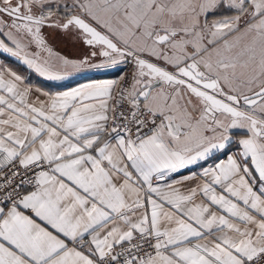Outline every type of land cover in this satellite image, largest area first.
<instances>
[{
    "label": "snow or ice",
    "instance_id": "obj_1",
    "mask_svg": "<svg viewBox=\"0 0 264 264\" xmlns=\"http://www.w3.org/2000/svg\"><path fill=\"white\" fill-rule=\"evenodd\" d=\"M0 264H264V0H0Z\"/></svg>",
    "mask_w": 264,
    "mask_h": 264
},
{
    "label": "crops",
    "instance_id": "obj_2",
    "mask_svg": "<svg viewBox=\"0 0 264 264\" xmlns=\"http://www.w3.org/2000/svg\"><path fill=\"white\" fill-rule=\"evenodd\" d=\"M55 42L52 44L56 51L60 52L61 54L71 57V58H79L82 57L87 53V49L80 43H73L71 40L65 39L62 36L56 35ZM14 68H16L20 72H24L21 68L17 65L12 64ZM117 73L115 71H97V70H86L80 73H76L72 76H69L65 80L61 81H48L44 80L40 77L35 76L36 78L41 79L44 82L51 83L52 86L44 87L37 83H32L34 86H39L44 90L50 92H61L66 91L70 88L77 87L84 83H89L92 81H100V80H107L115 78Z\"/></svg>",
    "mask_w": 264,
    "mask_h": 264
},
{
    "label": "rangeland",
    "instance_id": "obj_3",
    "mask_svg": "<svg viewBox=\"0 0 264 264\" xmlns=\"http://www.w3.org/2000/svg\"><path fill=\"white\" fill-rule=\"evenodd\" d=\"M46 31L49 32V42L51 44H53L55 42L54 40L56 39V34L51 33V31L50 30H47V29H46ZM11 63L14 64V65H16L14 62H11ZM21 69L25 72V69H23V68H21ZM50 86H52L51 83H49L47 87H50Z\"/></svg>",
    "mask_w": 264,
    "mask_h": 264
},
{
    "label": "trees",
    "instance_id": "obj_4",
    "mask_svg": "<svg viewBox=\"0 0 264 264\" xmlns=\"http://www.w3.org/2000/svg\"><path fill=\"white\" fill-rule=\"evenodd\" d=\"M30 82L37 83V84L42 85L44 87H47L48 84H49L48 82H44L41 79L36 78L34 75L31 76V81Z\"/></svg>",
    "mask_w": 264,
    "mask_h": 264
}]
</instances>
